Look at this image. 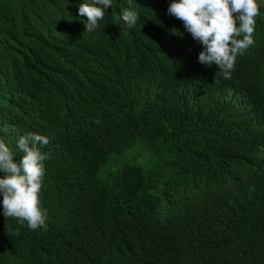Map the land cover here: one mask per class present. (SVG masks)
Returning a JSON list of instances; mask_svg holds the SVG:
<instances>
[{
  "label": "trees",
  "instance_id": "1",
  "mask_svg": "<svg viewBox=\"0 0 264 264\" xmlns=\"http://www.w3.org/2000/svg\"><path fill=\"white\" fill-rule=\"evenodd\" d=\"M81 3L0 0V139H49L47 230L0 197V264H264V0L230 79L170 0H112L94 32Z\"/></svg>",
  "mask_w": 264,
  "mask_h": 264
},
{
  "label": "clouds",
  "instance_id": "2",
  "mask_svg": "<svg viewBox=\"0 0 264 264\" xmlns=\"http://www.w3.org/2000/svg\"><path fill=\"white\" fill-rule=\"evenodd\" d=\"M131 2V0H130ZM112 0H91L81 3L78 16L86 17L85 32H94L102 21ZM167 14L180 20L193 40L202 46L198 62L217 66L219 75L230 79L238 55H243L254 44L256 17L261 15L257 0H170ZM121 19L129 29L137 25L138 13L131 7L122 8ZM239 25V26H237ZM179 33L172 29V34ZM182 36V33H179ZM242 39H238L241 37ZM7 131V129H0ZM49 139L37 133L19 137L16 153L0 139V197L3 216L15 218L20 225L27 223L30 230H47L48 212L42 207L41 191L46 176L48 155L41 149Z\"/></svg>",
  "mask_w": 264,
  "mask_h": 264
}]
</instances>
